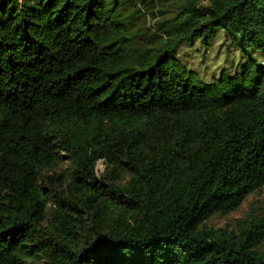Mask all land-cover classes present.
Masks as SVG:
<instances>
[{"label":"trees","instance_id":"1","mask_svg":"<svg viewBox=\"0 0 264 264\" xmlns=\"http://www.w3.org/2000/svg\"><path fill=\"white\" fill-rule=\"evenodd\" d=\"M264 0H0V264H264ZM66 164V167H65ZM101 165V166H99Z\"/></svg>","mask_w":264,"mask_h":264},{"label":"rangeland","instance_id":"2","mask_svg":"<svg viewBox=\"0 0 264 264\" xmlns=\"http://www.w3.org/2000/svg\"><path fill=\"white\" fill-rule=\"evenodd\" d=\"M188 68L195 70L206 82H213L222 72L235 74L248 57L256 62L264 63L261 53L251 50L245 54L233 42L230 35L218 30L208 41L200 39L193 42H183L175 52ZM101 166V165H99ZM66 167V164H65ZM264 215V186L258 192L250 195L235 211L229 214H215L206 221V226L212 229H225L237 232L238 221L246 218H258ZM260 248H264V240Z\"/></svg>","mask_w":264,"mask_h":264}]
</instances>
